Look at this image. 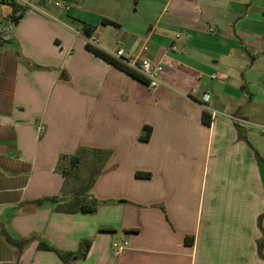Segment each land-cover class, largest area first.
I'll use <instances>...</instances> for the list:
<instances>
[{"label":"crops","instance_id":"obj_1","mask_svg":"<svg viewBox=\"0 0 264 264\" xmlns=\"http://www.w3.org/2000/svg\"><path fill=\"white\" fill-rule=\"evenodd\" d=\"M23 1L0 49V264H64L5 230L67 252L91 242L73 264H264V135L230 119L264 126V0ZM91 29L101 50L161 64L162 85L95 56ZM76 155L97 211L35 205L87 185Z\"/></svg>","mask_w":264,"mask_h":264},{"label":"trees","instance_id":"obj_2","mask_svg":"<svg viewBox=\"0 0 264 264\" xmlns=\"http://www.w3.org/2000/svg\"><path fill=\"white\" fill-rule=\"evenodd\" d=\"M4 1V0H3ZM5 2V1H4ZM12 6V13L9 16L7 20V24L4 28V33L3 36L1 37L0 40V49L3 47V45L8 41V38L10 35H12L14 28L17 26L19 21L22 19L24 14L26 13L27 8L19 5L15 2H8ZM108 23V21H105ZM111 23V22H109ZM94 29H91L90 31H86V36L87 37H92ZM88 50L91 51L95 56L103 59L107 63L111 64L112 66H115L134 78L142 81H146L142 76H140L138 73L135 71L129 69L127 66H125L123 63L119 62L118 60L114 59L112 56L109 55V53L101 50L100 48L93 47L88 44L87 46ZM206 117V116H205ZM205 123L210 124V120H206L205 118ZM149 135H145L142 138L144 140L149 139ZM260 161V158H259ZM81 163V157L80 155H76L75 157L72 158V167H71V175L73 177H76L78 179V171ZM69 175V174H67ZM94 182V178L90 179L89 182H87V185L85 187L80 188V190L77 191V193L72 197L71 199H64V198H43L40 200H37L33 202L35 205L38 207H42L45 204H50L54 205L56 207V211L59 213H65V214H76V213H95L97 211L98 204L96 200L92 196L87 195V191L91 187L92 183ZM88 201V202H87ZM264 216H262L259 220V224H261L262 219ZM8 240L9 243H11L13 246H15L19 251L21 252L23 249H25L32 241L38 240V249L41 251H47V252H53L55 253L59 259L64 263V264H73L75 261L79 259H84L87 257L90 247H91V242L87 241L81 244L80 249L77 252H67L63 251L57 247H55L52 243H50L46 239H41L38 237H32L29 239H14L12 238L9 233L5 230L3 232ZM187 243L190 245H193L194 239L193 237L187 238L186 240ZM264 246V233H263V239L259 242V251L262 249ZM261 252V251H260Z\"/></svg>","mask_w":264,"mask_h":264},{"label":"built area","instance_id":"obj_3","mask_svg":"<svg viewBox=\"0 0 264 264\" xmlns=\"http://www.w3.org/2000/svg\"><path fill=\"white\" fill-rule=\"evenodd\" d=\"M5 2H15L19 5L24 7H28L29 4L24 2L23 0H4ZM87 43L93 47L100 48V39L97 37H88ZM171 50L175 51L176 48L172 47ZM147 52V47L143 48V54ZM114 59L118 60L119 62L123 63L129 69L135 71L140 76H142L149 84V86L155 88L162 85L161 73L163 72V66L161 64H157L151 62L147 58L141 56L133 57L129 56L125 49L119 48L115 52L109 53ZM213 79H223V76L220 74H216L212 76ZM211 103V96L210 94H205L200 99V104L210 112L212 118H216L218 116H222L219 111L213 110L209 108V104ZM235 123L244 126V127H251L254 129L259 130L264 135V126L255 125L247 120L238 118V117H231ZM118 248V252H122L124 250L123 247L115 246Z\"/></svg>","mask_w":264,"mask_h":264},{"label":"rangeland","instance_id":"obj_4","mask_svg":"<svg viewBox=\"0 0 264 264\" xmlns=\"http://www.w3.org/2000/svg\"><path fill=\"white\" fill-rule=\"evenodd\" d=\"M8 3V2H7ZM7 6H11V5H9V3H8V5ZM12 7V6H11ZM98 36H100V37H102L101 39H102V41H104L105 40V36L103 35V34H101L100 32L98 33ZM106 41V40H105ZM88 171V172H87ZM89 171H90V174H89ZM94 172H95V170L94 169H90V170H87L86 168H84V169H82V170H80L79 169V171H78V176H79V183H80V185L82 186L83 185V183H86L87 182V180L89 181V176L93 173L94 174ZM73 177V176H72ZM71 179H73V178H71ZM82 183V184H81ZM79 188H82V187H79ZM86 188V187H85ZM88 202V201H87ZM8 229V228H7ZM9 231V230H8Z\"/></svg>","mask_w":264,"mask_h":264}]
</instances>
